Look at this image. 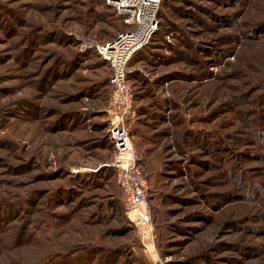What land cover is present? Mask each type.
Returning <instances> with one entry per match:
<instances>
[{"label":"rangeland","instance_id":"rangeland-1","mask_svg":"<svg viewBox=\"0 0 264 264\" xmlns=\"http://www.w3.org/2000/svg\"><path fill=\"white\" fill-rule=\"evenodd\" d=\"M121 127L153 239L121 212L106 0H0V264H264V0H160Z\"/></svg>","mask_w":264,"mask_h":264},{"label":"built area","instance_id":"built-area-1","mask_svg":"<svg viewBox=\"0 0 264 264\" xmlns=\"http://www.w3.org/2000/svg\"><path fill=\"white\" fill-rule=\"evenodd\" d=\"M127 27L99 50L111 71L110 103L115 112L114 158L110 167L115 171L116 184L122 194L123 213L135 228L143 245L153 239L152 218L147 202L148 184L137 165L136 153L121 122L133 103L127 80V64L133 54L147 46L157 30L160 0H106Z\"/></svg>","mask_w":264,"mask_h":264},{"label":"trees","instance_id":"trees-1","mask_svg":"<svg viewBox=\"0 0 264 264\" xmlns=\"http://www.w3.org/2000/svg\"><path fill=\"white\" fill-rule=\"evenodd\" d=\"M120 21H121V19H120ZM121 23H122V21H121ZM122 26L124 27V31L123 32H125L126 30H127V27L122 23ZM122 33V32H121ZM121 197H122V194H121ZM148 199V198H147ZM121 212H122V214H124L123 213V206H122V204H121Z\"/></svg>","mask_w":264,"mask_h":264}]
</instances>
